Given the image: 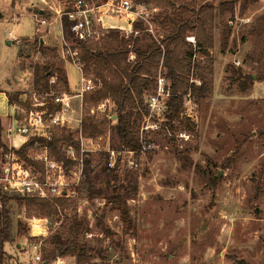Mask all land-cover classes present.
Here are the masks:
<instances>
[{"label":"rangeland","instance_id":"374dc122","mask_svg":"<svg viewBox=\"0 0 264 264\" xmlns=\"http://www.w3.org/2000/svg\"><path fill=\"white\" fill-rule=\"evenodd\" d=\"M63 1L66 10L75 0ZM222 1L210 3L218 8ZM234 1L235 15L218 13L215 21L211 94L199 101L194 97L195 121L182 114L180 119H166L172 128L192 133L187 147L181 149L163 132L151 131L146 140L155 147L136 157L138 168H130L128 159L122 158L118 181H114L101 169L93 172L102 154H91L92 164L86 167L81 185L70 186L76 189L73 205L84 222L82 246L98 264H264V0L252 4ZM156 8L157 14L163 12ZM24 20L32 37L34 22L29 16ZM155 34L161 37L160 27ZM41 36L13 45L0 41V88L8 97L21 92V100L30 98L34 67L52 62V56L39 53ZM138 37L141 47L154 38L144 32ZM47 41L59 56L57 67L63 70L70 92L78 93L81 72L63 58L62 34L57 26ZM198 58L204 60L200 54ZM193 78L198 77L192 76L191 83H195ZM61 89L57 84V91ZM72 101L75 111L70 112V130H74V136L81 103L79 99ZM15 105L0 97V114L4 116L9 108L3 124L10 146L7 129ZM107 135L111 146L121 150L116 129L109 128ZM89 177L92 187L85 182ZM129 185L137 188L136 196L125 194ZM113 186L132 196L128 204L137 224L136 233L124 234L120 211L105 198L113 192ZM11 204L15 241L6 244V264H36L42 245L70 211H65L61 219H43L45 236L39 237L31 228L20 234L19 222H28L26 210L15 201ZM36 243L41 248H35ZM61 259L64 264H76L74 258Z\"/></svg>","mask_w":264,"mask_h":264},{"label":"trees","instance_id":"16d2710c","mask_svg":"<svg viewBox=\"0 0 264 264\" xmlns=\"http://www.w3.org/2000/svg\"><path fill=\"white\" fill-rule=\"evenodd\" d=\"M139 3L149 4L161 8L163 12L157 14L154 21L162 31V37L146 47H141L139 37L126 38L120 30H110L100 42L89 40L81 45V55L85 63V73L93 75L96 79V89L84 96L85 116L82 123L84 136L97 138L106 136L109 128L117 131L121 145L131 150H140L142 144L138 139V130L144 114L147 113L145 105L146 96L156 87L160 65L164 60L167 76L172 83V96L169 100L170 119H180L184 106V97L190 91L199 101L212 92L214 75V57L212 50L215 44V21L219 14L230 13L235 15L236 3L234 0H224L219 7L210 3L214 0H137ZM256 3L258 0H246ZM171 11V13L169 12ZM68 35H71L70 21L64 18ZM231 31V27L228 24ZM137 27L143 29L142 24ZM146 33V32H145ZM148 34V33H147ZM193 34L196 37V46L187 40ZM40 43V41L38 42ZM131 44L133 46H131ZM45 56H52V62L44 65L36 64L34 67V90L38 96L58 94L57 84L61 85L62 92H70L68 80L63 75V70L57 67L59 56L55 49L40 46ZM136 55L135 60H130V53ZM200 54L204 60H199ZM197 74V75H196ZM198 77L202 84L196 86L191 83L192 76ZM57 76V83H51L52 77ZM2 91L0 90V93ZM21 92L9 95V104H14L30 109L33 100H21ZM51 102V96H48ZM110 100L114 104L115 119L105 116L96 117L89 115L92 107L100 102ZM59 105L50 103V109L57 110ZM74 145L78 150L80 144L74 140L72 133L67 128L55 127L52 130V140L41 137L31 138L19 150H14L22 159L33 163L28 158L30 151L48 146L50 152L59 162H65L66 167L73 162L67 159L64 146ZM11 152L10 146L5 141V127L0 116V164L5 156ZM86 165L92 164L91 154L86 156ZM108 155L103 154L102 160L94 167L93 172L101 169L103 173L112 176L118 181L120 160L111 168L107 163ZM42 168L40 163H36ZM86 183H92L90 177ZM131 185V184H130ZM126 187L125 194L136 196L137 188ZM113 192L106 196L108 202L113 203L121 213L124 224V234L136 233L137 224L131 217L128 204L132 196L122 194L118 187L113 186ZM90 188L89 190H91ZM12 201L25 208L27 219H61L65 211H70L66 219L59 225L58 230L46 243L42 245L41 253L43 263H50L58 258H74L76 264H98L95 257L88 253L81 243L84 233V222L81 220L72 198L41 199L35 197L9 196L0 187V264L7 263L6 244L15 241L13 206ZM20 234L29 232L28 222H19ZM246 264L245 262H242Z\"/></svg>","mask_w":264,"mask_h":264},{"label":"built area","instance_id":"2783aa9c","mask_svg":"<svg viewBox=\"0 0 264 264\" xmlns=\"http://www.w3.org/2000/svg\"><path fill=\"white\" fill-rule=\"evenodd\" d=\"M39 1L45 4L49 2V0ZM157 12L156 7L139 3L137 0H75L71 9L58 14L56 26L62 34V56L80 70V90L76 94L58 92L56 95L52 93L46 96H38L33 92L31 94L33 103L30 109L15 105L12 113L13 121L7 129L11 152L0 164V187L5 193L41 199L55 197L74 199L76 189H72L70 186L75 188L81 185L87 167L85 157L87 154H107V164L111 168L122 158L128 159L130 168H138L140 163L136 157L155 147L154 143L146 140V134L151 131L163 132L181 149L187 147L192 141V133L186 129H174L166 122V119H170L168 114L172 83L167 76L164 60L161 62L156 78L155 90L146 96L147 113L144 114L143 123L138 130V139L142 144L140 150H131L125 146H122L121 150H115L110 144L108 135L87 138L83 133L84 96L96 89V79L93 75L85 73V63L81 55L82 43L89 40L100 42L110 30H120L126 38L138 37L141 33L146 32L159 41L163 37L161 35L159 38L155 34L157 25L154 18ZM33 16L39 26H48L51 23V19L43 13L36 12ZM65 17H68L71 23L69 28L71 35L66 34ZM137 24H142L143 29L137 27ZM187 39L196 46V37L188 36ZM135 58L136 55L131 52L130 60L133 61ZM236 63L240 65L241 62ZM56 81L57 76L52 77L51 83L55 84ZM192 81L202 83L198 78H193ZM48 96H51L53 104L60 106L59 109H50L51 102L48 100ZM73 99H79L81 103L80 116L77 119L79 126L74 135V140L80 144V147L78 150L74 145L64 146L67 159L73 162L72 166L67 168L64 161L59 162L50 152L48 146L29 152L28 158L33 163L22 159L12 150H19L31 138L41 137L52 140V130L55 127L67 128L68 132L74 133V130H70L73 121L70 112L75 111ZM195 106L194 96L190 91L184 97L182 116L195 121ZM112 107L114 104L110 100L102 101L91 108L89 115L114 119ZM18 137L24 138L26 141L18 143L16 140ZM102 142L104 143L102 144ZM36 163H40L42 168H39ZM42 221L43 219H28L33 235L45 236L41 229ZM34 247L41 248V245L36 243ZM35 263L43 264L41 252L36 255ZM49 264H64V261L58 258Z\"/></svg>","mask_w":264,"mask_h":264},{"label":"crops","instance_id":"0c3cea01","mask_svg":"<svg viewBox=\"0 0 264 264\" xmlns=\"http://www.w3.org/2000/svg\"><path fill=\"white\" fill-rule=\"evenodd\" d=\"M63 0H49L48 4L42 3L39 0H0V41L5 40L9 45L29 40L32 37H36L37 34H42L40 37V43L42 46L50 48L48 45L47 37L55 33L56 19L61 11H67L71 8L64 10ZM36 12L43 13L46 17L51 19V23L48 26H39L34 19ZM26 16L31 17L34 22V35L31 37L29 26L24 20ZM40 54L41 47H40ZM43 55V54H42ZM34 82V81H33ZM34 84V83H33ZM70 87V86H69ZM2 91L0 97L5 96L6 101L9 104V97L7 93ZM9 108L4 116L0 114L4 120L7 117ZM116 115L114 116V119ZM18 143L26 141L24 138L18 137Z\"/></svg>","mask_w":264,"mask_h":264},{"label":"water","instance_id":"95a60500","mask_svg":"<svg viewBox=\"0 0 264 264\" xmlns=\"http://www.w3.org/2000/svg\"><path fill=\"white\" fill-rule=\"evenodd\" d=\"M43 264H49V263H47V262H44Z\"/></svg>","mask_w":264,"mask_h":264}]
</instances>
